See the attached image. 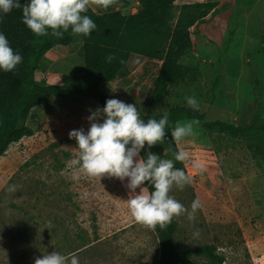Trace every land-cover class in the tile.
Masks as SVG:
<instances>
[{"label": "rangeland", "instance_id": "rangeland-1", "mask_svg": "<svg viewBox=\"0 0 264 264\" xmlns=\"http://www.w3.org/2000/svg\"><path fill=\"white\" fill-rule=\"evenodd\" d=\"M205 1H217V6L193 26V47L182 58L198 67V80L174 86L166 99L150 106L160 62L146 60L106 85L110 98L136 104L141 116L186 105L185 97L194 95L206 120L247 125L257 121L258 113L264 118V0ZM119 7L129 13L139 4L128 0ZM47 54L54 61L42 57L37 78L56 83L84 64L82 35L75 34L71 43L58 44ZM98 106L92 98L53 97L32 110L28 123L34 133L11 143L1 156L3 264H33L53 250L78 255L80 264H159L160 240L152 228L131 216L126 180L91 177L72 163L78 149L68 132L86 131V118ZM184 122L193 123L194 134L178 144L205 170L197 172L185 162L192 183L170 190L189 210L193 199L201 203L191 219L187 213L175 217V247L215 244L228 256V264H247L244 255L264 264L252 253L257 247L248 243L253 234H264V155L254 156L243 140L208 131L196 119ZM9 185L16 190L9 191ZM193 261L213 264L205 256H194Z\"/></svg>", "mask_w": 264, "mask_h": 264}, {"label": "trees", "instance_id": "trees-1", "mask_svg": "<svg viewBox=\"0 0 264 264\" xmlns=\"http://www.w3.org/2000/svg\"><path fill=\"white\" fill-rule=\"evenodd\" d=\"M137 11L124 13L120 8L128 0H114L107 9L99 11L92 7L89 15L97 28L88 37H83L84 64L73 73H64L56 83L42 82L37 78L40 60L58 44H69L74 34L65 32L62 37L51 35L35 36L21 20L22 12L16 8L0 18L2 31L14 50L23 59L15 72L0 71V158L10 144L34 133L28 120L34 108L58 96L63 99H95L103 107L110 98L105 90L126 68L132 54L161 61L154 80L150 106L166 99L174 86L196 82L199 69L182 62L183 56L193 47L192 27L205 19L217 6V1H195L176 4V0H138ZM114 54L111 62L105 60L107 54ZM123 61V63H121ZM260 111L264 110L261 106ZM170 123L162 144L151 146L149 151L164 158H172V153L181 149L172 141L170 129L176 122L196 119L208 131L226 133L243 140L254 156L264 155V118L258 113L257 121L247 125H237L222 119L206 120L205 112L192 109L184 104H174L167 110ZM163 112L141 116L159 118ZM70 156L69 153H67ZM142 150L140 156H144ZM28 164V162L26 163ZM174 166L186 170L185 162L175 161ZM151 191V186L147 188ZM178 221L173 218L165 229H153L160 240L159 264H198L194 256H205L213 264H228L227 255L218 251L215 244H197L175 247ZM247 264H256L252 255H244ZM0 264H3L0 262Z\"/></svg>", "mask_w": 264, "mask_h": 264}, {"label": "clouds", "instance_id": "clouds-1", "mask_svg": "<svg viewBox=\"0 0 264 264\" xmlns=\"http://www.w3.org/2000/svg\"><path fill=\"white\" fill-rule=\"evenodd\" d=\"M92 3L107 10L114 0H0V18L13 9L22 12V23L35 35L62 37L65 32L90 36L97 28L87 15ZM114 54L106 55L111 62ZM22 55L14 50L5 34L0 31V71L15 72L22 63ZM123 63V61H121ZM186 104L198 110L200 103L194 95L185 97ZM88 129H72L70 139H75L77 157L72 161L86 175H107L124 182L129 190L127 206L138 223L155 229H165L174 217L187 213L191 219L201 207L200 200H192L190 210L170 195L173 186L182 189L192 183V176L183 168L174 166L175 161L187 162L197 172H204L202 162L191 157L189 151L178 149L172 158H164L149 151L151 146L162 144L169 121L168 111L157 119L141 117L136 104L126 103L115 97L106 99L103 107H97L86 118ZM173 142L194 134L193 123L176 122L170 129ZM145 155L140 156L141 151ZM151 186V191L147 189ZM139 188V191H137ZM15 191V185L8 186ZM33 264H80L78 255L62 254L55 250L36 257Z\"/></svg>", "mask_w": 264, "mask_h": 264}, {"label": "crops", "instance_id": "crops-1", "mask_svg": "<svg viewBox=\"0 0 264 264\" xmlns=\"http://www.w3.org/2000/svg\"><path fill=\"white\" fill-rule=\"evenodd\" d=\"M196 1H205V0H196ZM186 2H195V1L194 0L193 1H190V0H176V4L177 5H181V4L186 3ZM124 3H128V2H123V3H121V5L124 4ZM137 3L139 4V1L138 0H137ZM92 8L94 10H96V11H99L101 7L100 8L92 7ZM117 8H120V7L118 6ZM134 9L136 10L138 8L135 7ZM74 36H75V34H74ZM45 58H46V60L51 61L52 63L54 61L53 57L49 56L48 54L46 55ZM146 60H157V59H152V58L144 57V56H142L140 54H132V56L130 57V59L128 61V64H127L126 68H124L121 73H126V72H124L125 70L127 71V70H130L132 68H134V69L139 68L144 63V61H146ZM157 61H159L160 62V65H161V61L160 60H157ZM254 163H255V167L257 168L258 173H259L260 170L257 167V164H258L257 161H255ZM261 233H263V232L262 231H259L256 234H253L252 235L253 236L252 237V240H249V242H248L249 245H252L253 247H257V249H255L254 251H252L254 257L257 260H263L264 259V234H261Z\"/></svg>", "mask_w": 264, "mask_h": 264}]
</instances>
